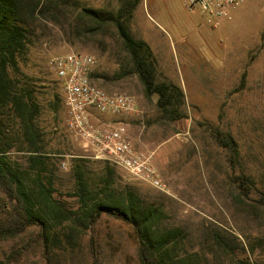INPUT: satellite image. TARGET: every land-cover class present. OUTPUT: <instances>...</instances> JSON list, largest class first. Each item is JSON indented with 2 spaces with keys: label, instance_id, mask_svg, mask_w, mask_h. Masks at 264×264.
Instances as JSON below:
<instances>
[{
  "label": "rangeland",
  "instance_id": "1",
  "mask_svg": "<svg viewBox=\"0 0 264 264\" xmlns=\"http://www.w3.org/2000/svg\"><path fill=\"white\" fill-rule=\"evenodd\" d=\"M70 2L111 11L120 4V0ZM129 26L135 36L150 43L160 75L182 87L187 116L176 121L158 118L156 95L146 98L135 75L115 81L105 78H112L119 69L115 35L67 41L62 30L49 23L48 34L29 49L20 69L33 78L36 93L42 97L43 110L37 121L44 133L45 151L58 165L65 162L58 171L57 196L75 203L70 189L75 157L89 160L87 175L96 183L102 165L101 160L87 157L82 144L65 129L64 105L57 99L56 108L48 105L53 94L61 92L48 59L83 51L96 60V72L102 76L99 84L135 95L140 113L131 124L133 142L152 153L165 190L145 184L114 165L122 183L151 198H163L169 221L186 227L188 250L207 253L210 264H242L240 259L264 264V208L257 203L258 192L264 191V0H246L233 10L231 20L216 28L199 11L186 7L184 0H142ZM243 73L245 81L241 84ZM209 125L235 138L240 154L234 167L229 152L214 140ZM240 171L254 177L249 194L233 178ZM237 195L243 196L244 209L236 205ZM213 229L229 234L225 235L236 252L233 257L223 254L215 259L218 248L210 236ZM31 231L36 228H30L22 238L0 240V264H46L38 246H27ZM79 243L71 256H57L55 263L140 264L133 227L112 215L103 213Z\"/></svg>",
  "mask_w": 264,
  "mask_h": 264
},
{
  "label": "trees",
  "instance_id": "2",
  "mask_svg": "<svg viewBox=\"0 0 264 264\" xmlns=\"http://www.w3.org/2000/svg\"><path fill=\"white\" fill-rule=\"evenodd\" d=\"M141 2L120 0L111 11L71 4L70 0H0V240L19 239L36 228L30 232L27 246H38L46 264H56L57 256H71L103 213L133 227L140 264H210L207 253L188 250L186 227L169 221L164 199L151 198L122 183L116 167L107 161H100L96 183L87 175L89 160L75 157L70 188L75 203L57 196L62 162L58 165L45 151L44 133L37 121L43 110L42 97L36 93L33 78L20 69L29 49L48 34L49 23L57 25L67 41L113 34L117 37L113 51L119 69L112 78H105L115 81L135 75L146 98L156 95L158 118L176 121L186 117L182 87L160 75L152 48L129 26ZM92 77L97 82L102 78L96 69ZM244 81L245 73L241 84ZM56 99L63 105L61 92H56L48 103L52 109ZM209 128L217 144L229 152L234 167L240 154L235 138L217 126ZM233 178L247 194L251 192L255 184L251 173L240 171ZM258 193L257 203L264 208V191ZM234 201L244 209L243 196H234ZM225 234L216 229L210 233L218 248L216 260L236 253Z\"/></svg>",
  "mask_w": 264,
  "mask_h": 264
},
{
  "label": "built area",
  "instance_id": "3",
  "mask_svg": "<svg viewBox=\"0 0 264 264\" xmlns=\"http://www.w3.org/2000/svg\"><path fill=\"white\" fill-rule=\"evenodd\" d=\"M246 0H184L217 27L231 20L233 10ZM48 67L60 83L65 109L64 126L87 151V157L107 161L139 181L165 190L152 153L137 148L131 134L132 121L140 109L134 94L108 90L92 73L96 60L88 52L70 51L52 55ZM65 166V162H62Z\"/></svg>",
  "mask_w": 264,
  "mask_h": 264
},
{
  "label": "crops",
  "instance_id": "4",
  "mask_svg": "<svg viewBox=\"0 0 264 264\" xmlns=\"http://www.w3.org/2000/svg\"><path fill=\"white\" fill-rule=\"evenodd\" d=\"M145 28H147V29H148V30H150V31L152 30V29H149L148 27H145ZM144 40L147 42V40H146V39H144ZM147 43H148V44H150L149 42H147Z\"/></svg>",
  "mask_w": 264,
  "mask_h": 264
}]
</instances>
